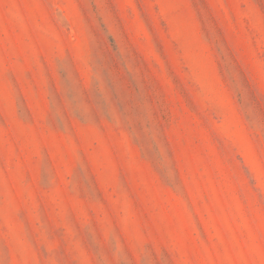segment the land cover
I'll return each instance as SVG.
<instances>
[{
    "label": "rangeland",
    "instance_id": "1",
    "mask_svg": "<svg viewBox=\"0 0 264 264\" xmlns=\"http://www.w3.org/2000/svg\"><path fill=\"white\" fill-rule=\"evenodd\" d=\"M0 264H264V0H0Z\"/></svg>",
    "mask_w": 264,
    "mask_h": 264
}]
</instances>
